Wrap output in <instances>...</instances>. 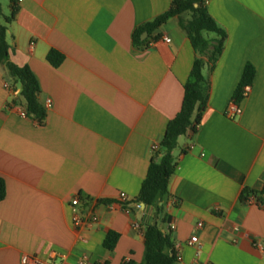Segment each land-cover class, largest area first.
I'll return each mask as SVG.
<instances>
[{"label":"crops","instance_id":"1","mask_svg":"<svg viewBox=\"0 0 264 264\" xmlns=\"http://www.w3.org/2000/svg\"><path fill=\"white\" fill-rule=\"evenodd\" d=\"M172 2L0 0L10 59L36 78L46 109L43 123L23 117L21 84L0 66V176L7 188L0 264H21L24 255L52 264H142L144 230L153 223L170 234L179 264H264V207L241 200L245 189L264 186V0H205L227 34L215 66L204 70L207 111L192 138H179L177 169L158 201L162 212L119 203L121 193L129 202L138 197L152 147L180 112L198 56L176 19L145 32V45L133 41L135 30ZM52 50L65 56L59 67L48 61ZM248 64L256 71L252 91L238 102L243 114L231 119L226 113ZM76 196L80 226L73 223ZM111 231L120 235L113 251L104 246ZM193 236L199 244L190 246Z\"/></svg>","mask_w":264,"mask_h":264},{"label":"trees","instance_id":"2","mask_svg":"<svg viewBox=\"0 0 264 264\" xmlns=\"http://www.w3.org/2000/svg\"><path fill=\"white\" fill-rule=\"evenodd\" d=\"M3 18L0 3V66H5L11 78L21 84V93L16 104L21 106L29 117L43 123L46 118V109L39 101L40 90L37 80L27 68L18 66L11 61L6 25L9 21L6 20L3 23ZM172 19L177 20L198 56L194 62L190 78L185 85L182 108L177 116L169 122L164 137L158 145V150L154 151L147 177L142 183L138 197L125 205L132 210L131 204H144L146 209H155L156 216L163 210V206H160L158 201L168 194L170 181L177 169L178 158L175 156V150L179 145V138L181 136L192 138L197 133L208 108L210 81L204 73L205 67L207 64L210 69L215 66L223 53L227 39L226 32L218 26L208 12L205 0H173L166 13L144 27L135 30L133 34L135 45H145L146 41L142 40L145 32L151 35ZM205 33H214L218 39L210 41L205 37ZM159 38L160 35H157L154 40ZM64 60L65 56L56 50H52L48 55V61L54 67H59ZM255 75V68L248 64L235 94V102L238 103L243 99V88L252 84ZM184 153H186L185 150ZM6 193L5 179L0 176V202L5 199ZM251 197L256 198V205L264 207V186L260 192L245 189L241 200L247 203ZM168 222L169 219L164 218L163 223ZM119 239L118 233L109 232L104 242L105 248L113 251ZM144 244L145 257L142 264H176L175 244L170 234L164 232L158 223L145 227Z\"/></svg>","mask_w":264,"mask_h":264},{"label":"built area","instance_id":"3","mask_svg":"<svg viewBox=\"0 0 264 264\" xmlns=\"http://www.w3.org/2000/svg\"><path fill=\"white\" fill-rule=\"evenodd\" d=\"M19 2H23L24 0H18ZM165 42L167 43H170L171 40L166 38L165 39ZM252 91V87L251 85H246L244 88H243V98H247L250 93ZM48 105L50 106V102L48 103ZM22 116L23 117H27L28 114L23 111L22 113ZM227 117L231 118V119H235L237 118L238 116H241L243 114V108L235 101H233L230 105H229V108L227 110ZM153 151H157L158 150V145H154L152 147ZM119 203L120 204H127L129 203V198L128 196L125 194V193H121L119 195ZM247 204L249 205H256V198L255 197H251L249 199V201L247 202ZM71 205H72V208H73V223L74 225L76 226H80L82 225L85 221H84V216H83V209H82V206H81V201H80V198L79 197H74L72 202H71ZM137 207L139 208L140 205H137ZM128 209V208H127ZM129 211V210H127ZM98 222V218L95 216L92 218V224L93 223H97ZM199 226L201 227L202 224H199ZM135 227H138V225H135ZM168 227L170 230H174L176 227L174 224H168ZM235 230L238 232L240 231V227H236ZM199 244V238L197 236H193L189 241H188V245L190 246H194V245H198ZM258 248L260 251L264 252V245L259 243L258 244ZM176 253H177V262L176 264H179L181 263L182 261V257L180 255V252L176 250ZM21 264H52L51 261L49 260H46V259H42V258H39V257H36V256H30V255H24L22 258H21ZM77 264H89V260L88 259H84L82 261H80L79 263ZM123 264H129V259L125 260L123 262Z\"/></svg>","mask_w":264,"mask_h":264},{"label":"water","instance_id":"4","mask_svg":"<svg viewBox=\"0 0 264 264\" xmlns=\"http://www.w3.org/2000/svg\"><path fill=\"white\" fill-rule=\"evenodd\" d=\"M146 35H147V33H146ZM144 207H145V205L144 204H142Z\"/></svg>","mask_w":264,"mask_h":264}]
</instances>
